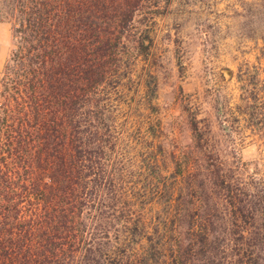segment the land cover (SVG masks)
I'll return each instance as SVG.
<instances>
[{
    "label": "trees",
    "instance_id": "trees-1",
    "mask_svg": "<svg viewBox=\"0 0 264 264\" xmlns=\"http://www.w3.org/2000/svg\"><path fill=\"white\" fill-rule=\"evenodd\" d=\"M158 7L0 0L13 36L0 78V264H264L263 178L222 162L168 170L145 29ZM129 83L142 103L125 112Z\"/></svg>",
    "mask_w": 264,
    "mask_h": 264
},
{
    "label": "rangeland",
    "instance_id": "rangeland-1",
    "mask_svg": "<svg viewBox=\"0 0 264 264\" xmlns=\"http://www.w3.org/2000/svg\"><path fill=\"white\" fill-rule=\"evenodd\" d=\"M258 4L159 0L145 29L153 40L149 69L157 80L153 116L161 121L170 172L177 171V163L185 170L196 161L203 168L222 162L224 172L264 179V10ZM12 49V24L0 22V78ZM142 59L135 74L148 66ZM239 70L249 75L246 89L256 96L252 128L240 113ZM127 88L118 98L122 110L126 105L140 109V86Z\"/></svg>",
    "mask_w": 264,
    "mask_h": 264
}]
</instances>
